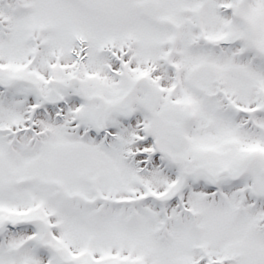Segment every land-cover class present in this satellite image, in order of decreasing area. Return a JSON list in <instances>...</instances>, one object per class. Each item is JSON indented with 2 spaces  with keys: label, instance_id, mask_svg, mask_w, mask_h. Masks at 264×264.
Here are the masks:
<instances>
[{
  "label": "snow or ice",
  "instance_id": "6c2138e0",
  "mask_svg": "<svg viewBox=\"0 0 264 264\" xmlns=\"http://www.w3.org/2000/svg\"><path fill=\"white\" fill-rule=\"evenodd\" d=\"M0 264H264V0H0Z\"/></svg>",
  "mask_w": 264,
  "mask_h": 264
}]
</instances>
